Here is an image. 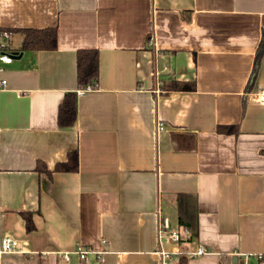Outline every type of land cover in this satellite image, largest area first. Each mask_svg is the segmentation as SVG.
<instances>
[{
  "label": "crops",
  "instance_id": "1",
  "mask_svg": "<svg viewBox=\"0 0 264 264\" xmlns=\"http://www.w3.org/2000/svg\"><path fill=\"white\" fill-rule=\"evenodd\" d=\"M55 26V51L4 36ZM0 44L22 55L0 64V247L19 243L0 264H264V0H0ZM87 49L98 82L77 90ZM168 79L195 89L164 92ZM72 91L76 120L60 128ZM74 150L76 172L35 171Z\"/></svg>",
  "mask_w": 264,
  "mask_h": 264
},
{
  "label": "trees",
  "instance_id": "2",
  "mask_svg": "<svg viewBox=\"0 0 264 264\" xmlns=\"http://www.w3.org/2000/svg\"><path fill=\"white\" fill-rule=\"evenodd\" d=\"M7 33H17L22 36V40L18 51H55L57 48V28H23V29H7ZM152 36L147 37V41L150 42ZM264 54V46L261 44L254 55V65L252 74L254 75L260 65V59ZM99 56L98 51L93 49L78 50L76 52V82L77 90H88V88H95L97 85V79L99 75ZM251 84L248 86L250 87ZM160 89L164 92L176 91H194L195 84L193 82H179L175 79L163 80ZM62 101L57 108V125L60 128H71L76 120V92H67L63 95ZM239 126H218L217 131L219 133L233 135L237 134ZM35 171L39 174H47L51 176L53 173H74L78 170V154L77 150L69 152L67 158L63 162H58L52 171L48 170L46 165L41 162H36ZM179 199H186V196H179ZM181 202L179 201L178 207L180 214L178 215V222L189 233L188 239H192L197 235V222L182 218L181 216ZM22 219L26 232H31L35 229L32 221V213H22Z\"/></svg>",
  "mask_w": 264,
  "mask_h": 264
},
{
  "label": "built area",
  "instance_id": "3",
  "mask_svg": "<svg viewBox=\"0 0 264 264\" xmlns=\"http://www.w3.org/2000/svg\"><path fill=\"white\" fill-rule=\"evenodd\" d=\"M4 36L7 38L8 33L4 34ZM6 49H7L6 44H0V64H7L11 60L10 52L6 51ZM0 70H1V68H0ZM6 85L7 84L4 80H0V86H2L4 88V87H6ZM260 93L261 94H260V98L258 101H259L260 105L264 106V93L262 91ZM161 127H162V124H159L158 128H161ZM162 233L165 234V236L168 237L169 239H171V240L173 239L176 242H179L182 240L181 235L178 232H176V231L169 232L167 225L163 226ZM183 234L187 238L189 233L186 229H183ZM17 248H19V243H17V241H15L13 239L11 240L8 237L2 238L1 247H0V254L5 253V252H11L13 250H16ZM86 253H88V251L83 250L81 248H78L76 251V254H78V256L81 257V259H85L84 256ZM204 253H205V250H203L202 248H199L196 252V254H199V255H203ZM64 258L66 260L69 259L67 254L64 255Z\"/></svg>",
  "mask_w": 264,
  "mask_h": 264
},
{
  "label": "water",
  "instance_id": "4",
  "mask_svg": "<svg viewBox=\"0 0 264 264\" xmlns=\"http://www.w3.org/2000/svg\"><path fill=\"white\" fill-rule=\"evenodd\" d=\"M10 56H11V59L17 60V59H20L22 55L21 54H19V55L10 54Z\"/></svg>",
  "mask_w": 264,
  "mask_h": 264
}]
</instances>
